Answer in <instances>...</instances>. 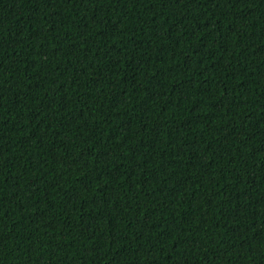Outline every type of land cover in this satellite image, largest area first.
I'll list each match as a JSON object with an SVG mask.
<instances>
[{
  "label": "trees",
  "instance_id": "trees-1",
  "mask_svg": "<svg viewBox=\"0 0 264 264\" xmlns=\"http://www.w3.org/2000/svg\"><path fill=\"white\" fill-rule=\"evenodd\" d=\"M0 264H264V0H0Z\"/></svg>",
  "mask_w": 264,
  "mask_h": 264
}]
</instances>
